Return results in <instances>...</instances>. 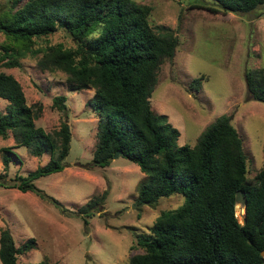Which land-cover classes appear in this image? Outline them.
<instances>
[{
	"label": "trees",
	"instance_id": "1",
	"mask_svg": "<svg viewBox=\"0 0 264 264\" xmlns=\"http://www.w3.org/2000/svg\"><path fill=\"white\" fill-rule=\"evenodd\" d=\"M8 2L7 9H0V32L10 44L2 48L0 63L19 67L26 53L42 52L37 59L40 70H60L72 91L94 90L88 104L99 118L92 166L106 167L120 152L146 176L138 189V203L155 206L172 194L186 198L185 204L161 212L146 232L136 234L131 249L141 252L131 254L129 264H264V155L249 179L242 139L230 116L217 117L193 146L179 147L178 130L165 118L163 123L157 121L150 97L160 64L174 55L175 36L169 28L157 31L150 24L151 7L134 0ZM214 2L218 8H206L214 14H242L264 5V0ZM58 29L68 33L73 47L34 48L36 39ZM204 78L201 75L191 84L197 89ZM244 79L250 98L264 104V66L246 69ZM0 98L8 101L0 113V136L11 132L16 146L28 148L32 156H51L45 165L7 182L14 152L3 147L0 187L30 191L59 204L35 181L64 168L71 140L68 124L62 121L53 133L37 126L42 105H28L20 83L9 73L0 72ZM52 107L65 110V96H54ZM106 195L92 197L76 212L84 218L98 213ZM240 200L243 223L235 215ZM35 246L33 238L16 246L11 233L1 230V264H24L18 255ZM31 264L57 263L44 258Z\"/></svg>",
	"mask_w": 264,
	"mask_h": 264
},
{
	"label": "rangeland",
	"instance_id": "2",
	"mask_svg": "<svg viewBox=\"0 0 264 264\" xmlns=\"http://www.w3.org/2000/svg\"><path fill=\"white\" fill-rule=\"evenodd\" d=\"M134 1L151 7L149 22L157 31L169 28L175 36L174 55L160 64L150 97L157 121L163 123L165 118L178 130L179 147L193 146L217 117L230 116L242 139L247 177L252 179L264 155V104L248 95L244 73L264 66V5L242 14H214L206 9L218 8L214 0ZM7 2L0 0V9H7ZM8 44L9 39L0 32V56ZM56 44L74 46L68 33L58 29L36 39L34 48L44 50ZM41 53H26L19 59V67L0 63V72L18 80L28 105H42L37 126L48 133L57 130L62 121L69 126L70 149L64 168L35 181L37 188L59 204L30 191L0 187V231L7 229L16 246L35 240V248L18 255L24 264L44 258L57 264H129V256L141 252L131 249L136 234L146 232L161 212L185 204L186 198L172 194L161 197L155 206L138 203L139 186L146 180L138 165L119 156L106 167L92 166L99 118L88 104L94 90L72 91L60 70H40L37 59ZM201 75L205 78L196 89L191 82ZM57 95L65 96L63 111L52 107ZM7 105L0 98V113ZM3 147L14 152L6 169L7 182L51 159L49 153L36 157L28 148L16 146L9 132L6 138L0 136V173L4 171ZM103 192L107 195L98 213L84 218L76 212ZM242 208L240 200L235 206L239 223H243Z\"/></svg>",
	"mask_w": 264,
	"mask_h": 264
},
{
	"label": "water",
	"instance_id": "3",
	"mask_svg": "<svg viewBox=\"0 0 264 264\" xmlns=\"http://www.w3.org/2000/svg\"><path fill=\"white\" fill-rule=\"evenodd\" d=\"M119 155H120V152H117V153L114 155L113 159L117 158ZM261 254H262V255L264 254V250L261 252Z\"/></svg>",
	"mask_w": 264,
	"mask_h": 264
}]
</instances>
